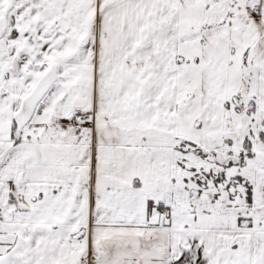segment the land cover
Returning <instances> with one entry per match:
<instances>
[{
	"label": "snow or ice",
	"instance_id": "1",
	"mask_svg": "<svg viewBox=\"0 0 264 264\" xmlns=\"http://www.w3.org/2000/svg\"><path fill=\"white\" fill-rule=\"evenodd\" d=\"M0 264H264V0H0Z\"/></svg>",
	"mask_w": 264,
	"mask_h": 264
}]
</instances>
